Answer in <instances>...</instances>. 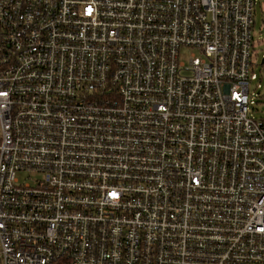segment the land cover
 I'll return each instance as SVG.
<instances>
[{"label": "built area", "instance_id": "built-area-1", "mask_svg": "<svg viewBox=\"0 0 264 264\" xmlns=\"http://www.w3.org/2000/svg\"><path fill=\"white\" fill-rule=\"evenodd\" d=\"M256 3L0 0V264H264Z\"/></svg>", "mask_w": 264, "mask_h": 264}, {"label": "rangeland", "instance_id": "rangeland-1", "mask_svg": "<svg viewBox=\"0 0 264 264\" xmlns=\"http://www.w3.org/2000/svg\"><path fill=\"white\" fill-rule=\"evenodd\" d=\"M253 35V56L252 62L255 79L249 84L248 114L255 119L264 120V0H257L254 7ZM200 56V51L195 48H183L180 51V61L186 65L189 63L190 56ZM23 178L22 175H19Z\"/></svg>", "mask_w": 264, "mask_h": 264}, {"label": "water", "instance_id": "water-1", "mask_svg": "<svg viewBox=\"0 0 264 264\" xmlns=\"http://www.w3.org/2000/svg\"><path fill=\"white\" fill-rule=\"evenodd\" d=\"M264 63V57L261 59V64H263Z\"/></svg>", "mask_w": 264, "mask_h": 264}]
</instances>
